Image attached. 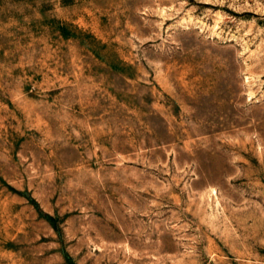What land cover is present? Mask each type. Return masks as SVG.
Masks as SVG:
<instances>
[{"label": "rangeland", "instance_id": "374dc122", "mask_svg": "<svg viewBox=\"0 0 264 264\" xmlns=\"http://www.w3.org/2000/svg\"><path fill=\"white\" fill-rule=\"evenodd\" d=\"M0 264H264V0H0Z\"/></svg>", "mask_w": 264, "mask_h": 264}]
</instances>
